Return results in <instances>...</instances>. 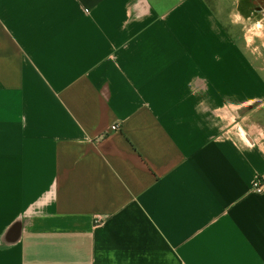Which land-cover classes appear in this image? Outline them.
<instances>
[{"label": "crops", "instance_id": "0c3cea01", "mask_svg": "<svg viewBox=\"0 0 264 264\" xmlns=\"http://www.w3.org/2000/svg\"><path fill=\"white\" fill-rule=\"evenodd\" d=\"M240 6L0 0V264H264Z\"/></svg>", "mask_w": 264, "mask_h": 264}, {"label": "rangeland", "instance_id": "374dc122", "mask_svg": "<svg viewBox=\"0 0 264 264\" xmlns=\"http://www.w3.org/2000/svg\"><path fill=\"white\" fill-rule=\"evenodd\" d=\"M240 5L242 6L241 1H240ZM241 6H240V10H241ZM246 7L248 9L247 15L249 17L248 21L246 19V26L249 29V32H247V39L249 43L255 45L261 51L262 59L264 61V23L262 24L261 22L256 21V19L253 16H251L252 14H254L253 12L254 9L256 8V5L250 3L247 4Z\"/></svg>", "mask_w": 264, "mask_h": 264}, {"label": "flooded vegetation", "instance_id": "af4514ba", "mask_svg": "<svg viewBox=\"0 0 264 264\" xmlns=\"http://www.w3.org/2000/svg\"><path fill=\"white\" fill-rule=\"evenodd\" d=\"M241 1V11H242V15L244 17V20L246 22L249 20L248 15H247V4L252 3L253 5H256V8L254 9V14H252L251 16H253L256 21L261 22L262 24L264 23V0H240Z\"/></svg>", "mask_w": 264, "mask_h": 264}, {"label": "built area", "instance_id": "2783aa9c", "mask_svg": "<svg viewBox=\"0 0 264 264\" xmlns=\"http://www.w3.org/2000/svg\"><path fill=\"white\" fill-rule=\"evenodd\" d=\"M112 129H116V127H112ZM252 190L255 193H261L264 190V182L262 179H256L253 183H252ZM95 223H99L100 221L103 220V217L101 215H96L95 218Z\"/></svg>", "mask_w": 264, "mask_h": 264}]
</instances>
